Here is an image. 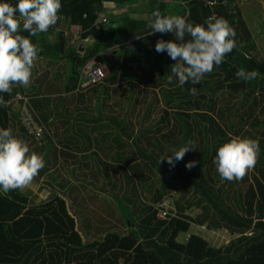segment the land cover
<instances>
[{
    "label": "trees",
    "instance_id": "trees-1",
    "mask_svg": "<svg viewBox=\"0 0 264 264\" xmlns=\"http://www.w3.org/2000/svg\"><path fill=\"white\" fill-rule=\"evenodd\" d=\"M7 2L15 6L17 0ZM256 2L61 0V27L89 30L95 46L75 52L71 66L59 62L56 72L50 66L47 76L32 75L27 88L0 93L8 103L0 106V128H11L43 157L32 182L51 168L65 177L64 186L45 182L51 196L39 201L29 189L0 191V264H264V2ZM143 4L149 11L139 19ZM157 8L205 27L209 18L223 17L235 29L237 47L199 84L169 83L175 61L157 53L155 43L175 37L148 35ZM71 40L58 32L41 54L61 43L59 58L67 56ZM103 48L114 51L105 77L74 91L80 66ZM240 68L260 76L244 82L235 75ZM19 92L49 131L43 130L45 143L23 128L14 105L22 102L14 98ZM231 137L257 140L260 153L242 180L230 182L213 161ZM189 142L195 150L174 167L158 163ZM190 161L197 164L188 169ZM165 198L174 215L161 218L155 204ZM202 224L229 240L211 246L190 229Z\"/></svg>",
    "mask_w": 264,
    "mask_h": 264
},
{
    "label": "clouds",
    "instance_id": "clouds-1",
    "mask_svg": "<svg viewBox=\"0 0 264 264\" xmlns=\"http://www.w3.org/2000/svg\"><path fill=\"white\" fill-rule=\"evenodd\" d=\"M61 8V0H17L15 6L7 0H0V93H11L17 85L24 88L30 85L34 62L43 51L30 37L46 33L55 27L61 19ZM105 22L107 20H102V23ZM147 26L151 29L148 35L171 33L175 37V42L158 39L155 51L166 52L175 61L170 66L168 82L171 83L175 78L181 87L186 83L199 84L206 74L213 71L214 66L221 65L226 55L237 47L235 29L223 17L209 18L205 27L204 24L189 22L181 15H163L157 8L151 13ZM21 32H27L29 36H24ZM55 32L69 34L72 40L81 34L79 27ZM136 38L140 39L138 36ZM106 52L108 53L102 59L94 56L84 64L96 59L106 62L108 68L114 51L110 49ZM83 65L79 69V75ZM235 75L248 82L258 78L260 73L240 68ZM189 92L193 96L198 94L195 87H191ZM0 106H8L3 96H0ZM37 142L45 143L46 137ZM192 150L195 147L189 142L178 150H173L171 155L161 157L158 163L166 161L170 167H174L176 161L182 160ZM259 153L257 140L231 137L218 147L213 163L222 180L239 181L255 167ZM196 164V161H190L186 168L191 169ZM44 166L43 157L30 152L28 144L14 136L11 128H0V191L7 193L25 189Z\"/></svg>",
    "mask_w": 264,
    "mask_h": 264
},
{
    "label": "crops",
    "instance_id": "crops-1",
    "mask_svg": "<svg viewBox=\"0 0 264 264\" xmlns=\"http://www.w3.org/2000/svg\"><path fill=\"white\" fill-rule=\"evenodd\" d=\"M104 15H105L104 12H102V14L100 15V17H101L100 24L102 26H103L102 17H104ZM64 22H65L64 19H61L58 22V24L55 25V27H52L46 33H42L40 41L37 42L36 44H38L40 47H42L46 40L50 41V42L56 40L57 34H56V32L53 29H55L56 31H59L61 29H65V28L61 27V24L64 23ZM75 27H78V25H75L74 28ZM79 29L81 31V34L79 35V37H76V38H78V39H88V43L86 42V43H83L82 45L80 44L78 46V45H76V40H77L76 38H75V40H71L72 41L71 52L67 56L64 54V52H62L61 53V58H59V48H61V46H62L61 43L56 44L55 48H57V49L52 51L51 54H49L50 50H47V52H46L47 55H43V54L39 53L38 54V59L34 62L32 75H34L36 77L38 75L47 76L45 71L50 66L53 67V71L56 72L59 62H61V63L66 62L67 66H71V63L73 61V57L76 56L75 52L79 54V52H82L84 50L92 49L95 46L96 38L94 37L93 34H91V32L89 30H87L85 28L83 29L82 27L81 28L79 27ZM82 34L84 36H81ZM102 39H105V38H102ZM105 49L106 48H103V50H102L103 52H99V54L97 56H95V57L98 58V59H102L104 54L108 53V52L105 51ZM54 56H57V57H54ZM81 66H80V68H81ZM79 79L80 78H79V74H78V78H77V81H76V86H75L74 91H76L78 89ZM14 98H18V99L22 100V102L20 104L17 103V100H14L15 101L14 105L18 108V115L20 117V122L22 123L24 129L26 128V126H28L25 123V114H26L25 113V109L27 108L28 109V114H30L31 117H32L31 118L32 119L31 124L32 125L35 124V125H37L39 127H42L43 129L47 130L46 127H45V124H43V123L38 121V117L36 116V114L32 110V106H31L30 102L28 101V96L27 95H24V94L19 92V93H16ZM35 130H36V128L34 126H33L32 129H29V127H27V131L33 136L35 141H37L36 136L34 135V131ZM52 171L53 170L51 168H48L47 171L40 178V181H38L39 183L38 182H32L28 187L25 188V190L29 189L28 193L30 194L31 198H33L36 201H39V200L47 198L48 196L49 197L51 196L49 189H47L45 187V182L46 183L48 182V183H51V184L57 183V184H60V185L64 184V182H59V181H52L51 182L50 181V180H54L55 178L58 177V173H52ZM62 186H64V185H62Z\"/></svg>",
    "mask_w": 264,
    "mask_h": 264
},
{
    "label": "rangeland",
    "instance_id": "rangeland-1",
    "mask_svg": "<svg viewBox=\"0 0 264 264\" xmlns=\"http://www.w3.org/2000/svg\"><path fill=\"white\" fill-rule=\"evenodd\" d=\"M256 1V0H254ZM264 1L263 0H257L256 3H258L259 5L262 4ZM263 7H264V4H262ZM141 11L140 14L138 15L139 16V19H143L146 15H147V12L149 11V6L148 5H144L143 4V7H141ZM263 12H264V9H263ZM260 23L263 25L264 24V17L260 20ZM103 49L100 50V52H103L102 51ZM25 123L28 125L29 129H32L33 126L36 128V129H41L42 131L44 130L42 127H39L35 124H31L32 122V117L30 114H28V109L26 108L25 109ZM106 151H110V148L109 147H104ZM51 182L53 180H50ZM56 181H59V182H64L65 181V177L64 176H59L56 178ZM84 190H90L91 187H87V186H83L82 187ZM26 192V190H25ZM27 192H28V189H27ZM94 201L93 197H90L89 198V204H91L92 202ZM171 205V199L170 198H165L164 200H162L161 202L159 203H156L155 204V207L157 208V216L158 217H161L163 216V213H160V211L162 210V207H165L167 210H168V214L165 216V217H169L171 215H174L173 214V211H174V208L173 206L171 207L172 210H169V207ZM191 215H194L196 214V210L192 211L190 213ZM206 226L204 224H202L201 226H191L190 229H192L194 232H199L202 236H204L207 240H208V243L213 246V247H220L222 245L225 244V242L227 240H229V237L226 233H224L223 231L221 230H218V229H207L205 228Z\"/></svg>",
    "mask_w": 264,
    "mask_h": 264
},
{
    "label": "built area",
    "instance_id": "built-area-1",
    "mask_svg": "<svg viewBox=\"0 0 264 264\" xmlns=\"http://www.w3.org/2000/svg\"><path fill=\"white\" fill-rule=\"evenodd\" d=\"M105 21V18L102 19ZM107 70V63L101 60L92 59L87 61L80 70L78 88H86L89 85L95 84L103 79ZM36 139L42 140L44 138V132L41 129L34 131ZM160 213H163L162 217L168 214V210L162 207Z\"/></svg>",
    "mask_w": 264,
    "mask_h": 264
},
{
    "label": "water",
    "instance_id": "water-1",
    "mask_svg": "<svg viewBox=\"0 0 264 264\" xmlns=\"http://www.w3.org/2000/svg\"><path fill=\"white\" fill-rule=\"evenodd\" d=\"M86 42L88 43V39H77L76 40V45L79 46L80 44L82 45L83 43H86Z\"/></svg>",
    "mask_w": 264,
    "mask_h": 264
}]
</instances>
